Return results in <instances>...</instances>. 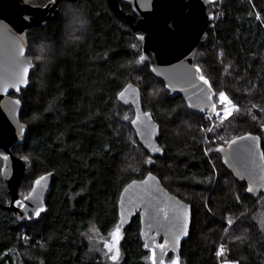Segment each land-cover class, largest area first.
<instances>
[{"label": "trees", "instance_id": "trees-1", "mask_svg": "<svg viewBox=\"0 0 264 264\" xmlns=\"http://www.w3.org/2000/svg\"><path fill=\"white\" fill-rule=\"evenodd\" d=\"M20 1L44 6L50 0ZM119 2L135 21L131 6ZM72 14L83 19L79 31L66 28ZM207 15L208 39L193 64L208 80L214 99L223 92L235 108L225 120L216 116L218 122L208 131L215 114L203 119L180 98L197 118L186 125L197 131L183 136L176 130L180 106L149 73L147 62H140L136 34L105 0H63L56 19L29 31L27 56L34 69L20 96L19 115L27 132L11 149L29 163L16 204H22L40 175L53 172L54 178L43 211L20 222L0 207V264H106L88 233L94 229L108 236L117 228L123 186L149 171L193 210L179 257L168 251L164 261L264 264V195H247L245 184L234 180L216 151L212 157L220 176H215L212 157L203 149L204 137L214 141V148L251 132L261 137L264 151V0H210ZM37 47L40 54L33 53ZM150 81L163 88L159 110L146 102L141 88ZM129 82L140 86L143 109L160 126L157 139L164 154L151 167L130 125L132 109L117 100ZM2 155L0 150V204L5 205L10 197L1 177ZM119 228L115 264H153L139 215Z\"/></svg>", "mask_w": 264, "mask_h": 264}, {"label": "water", "instance_id": "water-1", "mask_svg": "<svg viewBox=\"0 0 264 264\" xmlns=\"http://www.w3.org/2000/svg\"><path fill=\"white\" fill-rule=\"evenodd\" d=\"M62 1L50 0L44 6H34L20 0H0L1 177L10 197L9 202L0 204V207L12 212L20 222L44 207L54 178L53 172L40 175L22 204H16L29 163L27 158L16 156L11 151L13 145L23 142L27 132L26 125L19 118L20 96L27 88L29 75L34 69L32 59L27 56L26 37L32 28L45 27L56 19ZM105 1L112 13L124 19L136 34L142 45L140 62H147L149 73L163 83L169 96L182 98L193 113L214 115L215 92L201 82L193 64L198 47L206 44L208 39L207 8L210 0H123L131 6L137 17L135 21L120 7L119 0ZM121 92L125 93L123 98L120 97ZM209 96L212 98L208 99ZM117 100L132 109L130 125L138 144L149 154L148 166H153L154 158L164 154L157 139L160 126L151 112L143 109L140 88L132 82L127 83L118 92ZM215 150L234 180L245 184L247 195L253 198L264 195V151L259 135L251 132L241 134L226 144L217 145ZM192 211L187 202L171 193L149 171L143 178L123 186L117 202L116 226H127L138 214L140 235L146 248L152 250L153 264H162L168 251L179 257L192 225ZM159 241L161 244L158 245Z\"/></svg>", "mask_w": 264, "mask_h": 264}, {"label": "rangeland", "instance_id": "rangeland-1", "mask_svg": "<svg viewBox=\"0 0 264 264\" xmlns=\"http://www.w3.org/2000/svg\"><path fill=\"white\" fill-rule=\"evenodd\" d=\"M63 13H64V9H63ZM68 13H70V12H68ZM79 17H81V16H78L77 14H75V15L72 14L71 17L68 18V22H67V27L66 28L68 30H70V31H73V32H75L77 30L79 31L82 28V21H83V19L80 20ZM70 31H68V32H70ZM37 50H39L38 47L36 48V50H33V53L40 54L41 52L40 51H37ZM28 57L31 58L30 56H28ZM138 87L140 88L139 85H138ZM161 87H162L161 84L158 85V84L154 83L153 81L146 82L145 83V86L141 87V88H143V90H145V94H146L145 95V99H146V102L149 103L150 106L152 104L153 105V109L155 107H157V110H159L157 104H158V101L159 100L161 101L162 98H163V95H162V89L163 88H161ZM141 93H142V91H141ZM219 95L220 94H218L217 97L215 98L216 99L215 102H216V106H217L216 112H220V114L222 116L223 115V109L225 108V105L219 102V99H218L219 98ZM173 99H175L176 107H179L180 106V113H179V115L182 116V119L180 120V124L181 125L178 126L177 129L176 128L175 129L177 131H180V132L182 131L180 133V135H182V136L186 133V131H197L194 128H186V125H190L188 123L189 121H195V119H197V118H194L193 116H191L189 114V111L186 110V108L181 104V99L180 98H173ZM231 106H232L233 109L235 108L232 105V103H231ZM200 115H203V117H202L203 119H207V117H209L206 113L200 114ZM216 116L217 115L215 114V119H213L211 121L210 129L208 131H211L215 127L216 122H218V119L219 118L217 119ZM177 137H179V136H177ZM223 137H224L223 134L220 137L218 136V138H220L222 141H223ZM204 139H205L206 145L204 146L203 149L206 151V155H208V156L210 155L212 157V153L216 151L215 150L216 146L214 148L212 146V144H213L214 141L213 142L212 141L210 142L209 141V139H211L210 137H204ZM226 143H227V140L224 143H220V144H226ZM207 145H208V147H207ZM215 153H217V152H215ZM211 163L213 165V169H214V172H215V176H220V169L217 167V164L215 162V158L212 157ZM261 219H262V222H264L263 221L264 220V214L261 215L260 220ZM112 233L107 236V235H103V234L97 232L94 229H91L89 231V233H88V236L91 239L92 245L94 247L97 246L99 248L100 253H101V255H103V259H104V262L106 264H115L117 262V260L119 259V250H118V256H117L116 260H112L111 259V256L113 254H115L116 251H117V249H118V246H117L118 243H117L116 246L112 249V251H109L108 245H110V244L113 243ZM99 239H101V243L98 242ZM152 255H153V253L150 254V260L151 261H152ZM173 261H174V259L173 260H168V262L167 261H164L163 264H172ZM175 261H178V260L176 259ZM178 264H180L179 261H178Z\"/></svg>", "mask_w": 264, "mask_h": 264}, {"label": "snow or ice", "instance_id": "snow-or-ice-1", "mask_svg": "<svg viewBox=\"0 0 264 264\" xmlns=\"http://www.w3.org/2000/svg\"><path fill=\"white\" fill-rule=\"evenodd\" d=\"M25 71H27V70L25 69ZM196 71H197V72H200V69L197 68ZM199 78H200L201 82H202L204 85H208V80H207L203 75H201ZM124 95H125L124 92H121V93H120V97H121V98H123ZM211 98H212L211 96L208 97V99H211ZM218 99H219V102H220V103H222V104L225 105V108L223 109V115L221 116L220 112H216V107H217L216 104H213V105H212V108H213V111L215 112V114H216L221 120H225V119L228 118V116L231 115V113H232V111H233V108H232V106H231V101L229 100V98H228L223 92L220 93ZM138 119H139V118H138ZM133 123L135 124V123H137V121H133ZM42 179H43V178H42ZM39 183H40V181H37V184H39ZM250 191H251V189H250ZM40 211H43V209L41 208ZM37 215H39V213H37ZM119 231H120V228H119V226H117V228L115 229V231L112 233V240H113V243L110 244V245H108V247H109V251H112V249H113V248L116 246V244L118 243V240H119ZM161 247H163V246H161ZM222 253H223V249L221 248L219 254H222ZM117 256H118V249H117L116 253L113 254V255L111 256V259H112V260H116ZM172 264H178V261H175V260H174V261L172 262Z\"/></svg>", "mask_w": 264, "mask_h": 264}, {"label": "flooded vegetation", "instance_id": "flooded-vegetation-1", "mask_svg": "<svg viewBox=\"0 0 264 264\" xmlns=\"http://www.w3.org/2000/svg\"><path fill=\"white\" fill-rule=\"evenodd\" d=\"M159 244H161V241L158 242V245H159ZM163 262H164V261H163ZM163 262H162V264H163Z\"/></svg>", "mask_w": 264, "mask_h": 264}]
</instances>
